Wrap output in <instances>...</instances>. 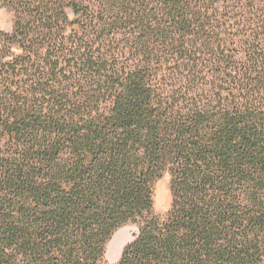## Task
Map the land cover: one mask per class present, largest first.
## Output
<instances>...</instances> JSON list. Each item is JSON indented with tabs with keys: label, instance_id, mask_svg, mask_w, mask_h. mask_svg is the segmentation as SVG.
Returning <instances> with one entry per match:
<instances>
[{
	"label": "trees",
	"instance_id": "16d2710c",
	"mask_svg": "<svg viewBox=\"0 0 264 264\" xmlns=\"http://www.w3.org/2000/svg\"><path fill=\"white\" fill-rule=\"evenodd\" d=\"M1 1L0 264H264V0Z\"/></svg>",
	"mask_w": 264,
	"mask_h": 264
},
{
	"label": "rangeland",
	"instance_id": "374dc122",
	"mask_svg": "<svg viewBox=\"0 0 264 264\" xmlns=\"http://www.w3.org/2000/svg\"><path fill=\"white\" fill-rule=\"evenodd\" d=\"M12 21V12L0 0V30L10 31ZM169 181V175L165 174L153 185V212L159 217H164L170 209L171 193ZM137 233V223H127L116 230L106 245L103 264H117L124 247L134 240Z\"/></svg>",
	"mask_w": 264,
	"mask_h": 264
}]
</instances>
